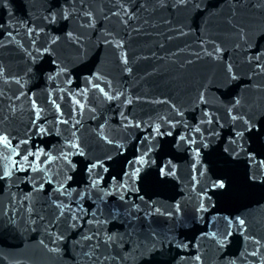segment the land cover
Segmentation results:
<instances>
[{
	"label": "water",
	"instance_id": "1",
	"mask_svg": "<svg viewBox=\"0 0 264 264\" xmlns=\"http://www.w3.org/2000/svg\"><path fill=\"white\" fill-rule=\"evenodd\" d=\"M257 54L264 64V0H0V135L14 146L27 139L22 154L55 156L74 131L87 154L70 157L77 168L64 169L73 177L64 195L54 191L62 175L40 191L24 172L0 180V264H264V71L249 62ZM94 84L120 95L109 101ZM205 111L211 124L201 123ZM148 148L135 180L123 177ZM106 155L101 187L116 176L132 190L103 202L93 191L79 211L68 192L84 191L87 164ZM62 164L45 166L44 179ZM219 180L224 189L213 187ZM61 204L78 219L62 216ZM225 216L246 223L219 248L210 234Z\"/></svg>",
	"mask_w": 264,
	"mask_h": 264
},
{
	"label": "snow or ice",
	"instance_id": "2",
	"mask_svg": "<svg viewBox=\"0 0 264 264\" xmlns=\"http://www.w3.org/2000/svg\"><path fill=\"white\" fill-rule=\"evenodd\" d=\"M184 2H185V0H180V3H184ZM87 15H91V14L89 13ZM65 18H67V17H65ZM219 51H220V49L217 47L216 52H219ZM252 59H255L256 67L261 69V71H264V64L261 63L260 54H257L255 57H249V62H251ZM61 71H64V69H61ZM228 72L232 73L231 79L235 80L237 78L236 75L233 73V69H232L231 65L228 66ZM93 87L99 89V91L109 101L117 99L120 95L119 93H117L115 96L109 95L107 92H105V90L103 88H100L99 84H94ZM199 99L201 101L204 100L203 94L200 95ZM53 103H55V101H53ZM239 103H240L239 100H237L235 102L236 105H238ZM76 104L79 105V101H76ZM79 106L81 108L83 107V105H79ZM233 107H235V105H233ZM56 108H57V111L59 112L60 106L56 105ZM75 110L76 109H73V111H75ZM227 111H228V114L231 116V119L233 121H236L237 119L243 120V117H238V116L232 115V111H233L232 108H228ZM177 114L183 115V113H180V112H177ZM37 116H39V113H37ZM204 116L209 117V119L207 121L202 120L201 123L207 122V123L211 124L212 118L210 117V114L207 111H205ZM59 122L63 123V124H68L69 121L68 120H61ZM32 123L35 124V121H33ZM76 123H79V121H77ZM169 123H171V121H169ZM177 123H179V121H177ZM243 124H244V126H246V130L248 127H250L248 120H243ZM129 126H130V123L124 125V127H126V128ZM101 127H103V125H101ZM135 127L139 128L140 124L137 123L135 125ZM185 127H187V125H185ZM36 131L38 134H44L47 132V129H45L43 126H39L36 129ZM195 131L200 132V128L199 127L195 128ZM152 132L155 133L156 135H164L165 134L164 132H162L160 130V125H156L155 128L152 129ZM166 134L171 135L172 133L167 132ZM213 134H215V133H213ZM235 136L238 138L242 137L243 132L236 131ZM71 137H72V139L66 140V148L68 150L60 151L59 155L54 156L50 153L44 152L42 149H39V148H37L35 151H33L29 148H24L23 154H22L21 151H19L18 149H20L21 145H26L29 143V141L27 139L19 141L14 146L12 141L9 139L8 135H6V134L0 135V146H2L4 149L10 150V154H8V155L0 154V159L5 161L3 168H2V174H0V180H8L9 178L12 177L14 171L24 172L26 179L31 181L33 184V191H40V190H44L45 184L51 185L53 183V180H55L57 176L62 175L63 179L58 181V187L56 189H54V191L59 192L61 195H64L65 191H66V189H65L66 183L68 181L73 180V177L71 175H68L67 172L64 171V169L67 168L68 171H75L77 168V164L73 163V161L70 159V157H72L73 155H79L81 157H86V155H87L85 153V151L81 148L80 143L77 142V139H75L76 138V132L73 131L71 133ZM104 139L106 140V142L108 144L114 143L112 140L108 139V137H106V136L104 137ZM144 139L148 140L149 137L145 136ZM180 139L184 140L186 138L181 136ZM188 142L189 143H195V141L191 140V139H189ZM235 142L236 141H232V143H235ZM115 147L117 149H120L123 147V145L116 144ZM150 151H151V148H148V150L145 151L143 154H141L139 156H135L132 160L126 161V165L129 168H131V171H125L122 168L121 169L122 176L126 177L127 180H135V178L138 176V174L140 172V168L135 167V165L145 164L146 163L145 156H147ZM118 154H120V153L118 152ZM196 154L199 155V149L198 148L196 149ZM30 157H31V159H30ZM42 157H43V159H42ZM111 160H113V157L111 155H106L104 157V159H101L99 157L93 158L87 164L86 168L84 169V171L87 173V176H88V183L85 186L84 191L80 192V191H77V189H71V191L68 192V195H71L73 192L76 193V196L78 197V200L76 201V203H77V208L79 211H86L85 209L80 207L79 200H82L85 197L90 196V193L93 191L96 193L97 199L100 200L101 202H103L104 198L106 196H112L113 194L118 195L120 201H125L124 193L121 192L120 189H124L125 191L132 190V186L127 183V180H117L116 176L111 177V180L113 182L112 185L107 186V187H101V185L104 181V176L102 175V173H108L109 172L108 167L105 166V161H111ZM56 161H62L63 164L58 166V169H57L55 176L49 177L48 179H44V177L48 176V173L50 171V168H47L45 166L51 165ZM262 163H264V162H262ZM159 171H160L161 175L173 174L171 171H169L168 173H165L164 168H160ZM29 172L35 173L36 175L29 176L28 175ZM213 187H219L221 189H224L226 187V185H225L223 180H219V181L214 183ZM140 199H143V197H140ZM58 207L60 208L62 216L64 215L65 210H68L69 218L73 222L78 219V216L74 212H71V210H70L71 205L70 204H67V205L61 204V205H58ZM133 207H136V206L133 205ZM156 211L159 212L160 210L157 208ZM198 211H206V209L201 204ZM116 214H118V213H116ZM168 215H171V213H168ZM223 220L225 222L223 229L221 230L218 227L216 231H214L210 234L211 237L215 240V242L219 248L226 247V245L228 243V238L230 236H232V234H233L231 229L234 226H236L238 228H242L246 223L245 220L240 218L239 216L235 217L234 220L229 219V217L225 216V217H223ZM104 222L106 223L107 221H104ZM88 223L91 224L92 221H88ZM97 223H100V221H97ZM71 227H76L75 223H72ZM58 238L63 239V236H60ZM246 239H247V237H246ZM107 240L114 242L115 236L114 235L108 236ZM256 243L258 244L259 241H256ZM183 247H186V245H183ZM253 255H255V253H253ZM195 259L200 260V256L197 255L195 257ZM229 264H235V262L231 261V262H229Z\"/></svg>",
	"mask_w": 264,
	"mask_h": 264
}]
</instances>
